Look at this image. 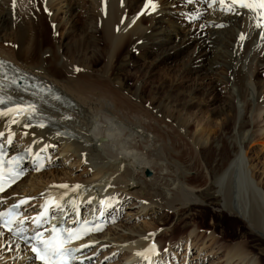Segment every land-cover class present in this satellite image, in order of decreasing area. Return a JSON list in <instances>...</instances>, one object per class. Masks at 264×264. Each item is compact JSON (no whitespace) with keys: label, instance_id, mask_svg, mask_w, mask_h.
<instances>
[{"label":"bare ground","instance_id":"bare-ground-1","mask_svg":"<svg viewBox=\"0 0 264 264\" xmlns=\"http://www.w3.org/2000/svg\"><path fill=\"white\" fill-rule=\"evenodd\" d=\"M49 1L15 0L13 6V0H0V63L9 68L12 75L25 72L38 78V82L59 90L75 103V107L55 105L56 113L42 109L51 116L42 115L35 109V114L56 121L55 124L50 123V127H38L28 120L6 116L0 122V134L3 138L5 136L7 143L9 140L13 143L14 137L17 140L13 147L9 143L11 156L21 144H31L36 150L59 148V153L54 156L64 154V162L69 161L72 165L85 160L87 169L100 179L79 183H72L71 180V184L66 180L59 182L61 179L54 175L55 184L47 185L48 182L44 181L47 186L43 184L41 188L36 187L38 189L32 186L36 189L34 196H25L20 184L16 185L0 197V214L21 200L32 198L35 200V204L31 205L34 217L40 216L43 213L42 204L51 200L65 205V214L75 215L79 212L82 219H86L104 201L101 204L110 207L105 212L109 224L115 225L119 222L118 211L112 210V207L118 208L122 202L121 210L132 197L135 202L133 206L139 205L141 212L148 209L152 213L156 210L155 213L162 214L154 221V226L150 224L158 229L162 223L165 224L173 208L191 202L194 204L181 210L195 206L194 215L202 219V227L218 232L225 243L235 238L245 240V244L227 251V264H255L246 249L252 243L251 238L238 221L229 216V212L245 218L246 222H243L246 228L249 226L264 233V172L259 174V165L252 163L247 166L246 163L251 147L248 143L255 134L251 130L252 125L264 110V103L258 102L264 84L260 76L264 72V17H257L249 9L238 6L232 12H224L221 9L227 5L216 3L209 16L200 18L203 13H199L197 8L211 10L208 6L212 0H181L184 1L181 10L180 5L170 0H153L155 10L150 7L145 9L146 0H124L125 4L122 0H91V3L71 0L61 8L54 7L55 3ZM176 5L178 10L172 11ZM46 8L49 10L47 14ZM53 10L54 15H50ZM83 12L87 17L84 18L85 31L79 33L72 45L67 46L65 41L76 32V25L83 20L79 19ZM77 14L79 20L74 24L73 17ZM179 14L189 18L198 17L200 23L188 25L178 22ZM62 20L69 26L65 38L61 37ZM258 22L262 25L259 28ZM98 26H101L100 35ZM205 26L210 27L205 29ZM201 27L204 28L202 31ZM51 29L56 30L55 34L51 33ZM242 35L243 40L240 39ZM159 36L163 44L161 39L156 41ZM169 43L172 46L166 47ZM7 44L9 48L5 49ZM127 45L130 48L128 55L131 47L136 52L151 54L154 48L150 46H156L155 50H161L156 56L160 63H169L189 47L194 50L187 64L183 65L185 74L181 76L179 72L180 82L168 87L167 80L163 79L160 84H150L148 102L141 105L145 83L136 85V91L131 93L125 89L126 77H114L110 81L102 79ZM73 46L84 49L83 53L90 56L71 53ZM104 49H108L107 54ZM144 60L148 61V57H144ZM100 61H108L103 70L90 71ZM223 66L229 71V78L223 81L229 93L222 107L214 108V112L210 110V114L211 117L223 116L224 120L218 125L213 118L208 119L206 130L193 133V116L189 118L186 109L197 106L201 96L206 102V91L203 92L202 86L185 90L183 83L187 81V73L207 77ZM77 68L80 71H76ZM164 75L171 77L165 72ZM130 78L133 79L134 75H130ZM221 82L220 79L210 86L211 94L216 93ZM6 93L16 95L10 90H0L3 97H7ZM27 101L25 103L30 105ZM145 103L149 108H154L155 115L148 114L149 109H144ZM198 113L201 114L199 110ZM158 115L170 122L162 121ZM14 119L16 122H13ZM163 124L165 129L161 127ZM54 125L68 130L69 136L53 130ZM207 131L209 133L204 135ZM258 144L264 148V142L258 141ZM247 145L248 150L244 152ZM201 165L207 172L206 176L202 174ZM26 169L30 170L32 166L28 165ZM147 169L156 171L157 175L150 179L144 177ZM192 170H197V176L189 174ZM46 174L44 171L35 176L31 174L30 181L33 183ZM60 185L68 187L62 188ZM77 185L79 188H76ZM212 207H223L226 211H214ZM208 217L212 221L210 224L207 223ZM120 225L116 227L122 230L110 227L107 237L93 236L88 243H95L99 239L105 241L108 236H114V248L126 250L125 262L154 264L165 259L158 252L165 243L166 235L152 237L153 233L146 235L148 233ZM187 227L185 223L180 231H186ZM0 234L3 237L1 230ZM7 241L8 245L20 247V242H15L10 236ZM152 245H155V253L149 256L150 260L135 255L145 252ZM85 255L82 252L80 259L90 264V258ZM27 257L33 260L28 250ZM106 260V264H113Z\"/></svg>","mask_w":264,"mask_h":264},{"label":"rangeland","instance_id":"rangeland-1","mask_svg":"<svg viewBox=\"0 0 264 264\" xmlns=\"http://www.w3.org/2000/svg\"><path fill=\"white\" fill-rule=\"evenodd\" d=\"M43 1L48 2V0H43ZM50 1L53 4L55 3V5H53L54 7L58 6L59 8H61V6H63V4H66V2L67 3L71 2V0H58V1L57 0H50ZM84 1L91 3V0H83L82 3H84ZM125 1L128 2L127 0H125ZM123 2H124V0H122V3ZM126 2H124L123 4H125ZM170 2H172V3L176 2V4L178 6L180 5V7H181L179 10L183 9V7H182L183 3L182 2H184V1L170 0ZM60 3L62 5H60ZM181 3H182V5H181ZM2 4H3V2H2ZM177 5L174 6V8H172V11L174 9L175 10L177 9V7H178ZM197 10H199V13H201V14L203 13L200 16V18H204V17L209 16L210 11H212V9L211 10H200V8H197ZM48 12H49V10H48V8H46L45 13L47 14ZM54 13L55 12L53 10L50 13V15H54ZM143 14H145V13H143ZM77 17H78V14L75 17H73L74 18V24L79 19L83 18V20L81 21V23L76 25V30H75L76 32H73L74 35H72L70 39H66L65 43L67 44V46H68V44L72 45V42L78 38L77 36L79 35V33H81V32L83 33L85 31L84 27H85L86 22H85L84 18L86 17V13H84V12L81 13V17L79 19ZM178 18H179L178 22L187 23L188 25H190V24L195 25V24L200 23V19L198 17H197V19H195L196 17L195 18H189V16H185L184 14H179ZM56 22H57V20H56ZM61 22L63 23L62 24L63 31H61V37L62 36L64 37V35L67 33L69 26H67L65 24V22H63V20ZM82 22H83V24H82ZM54 25H56V23H54ZM209 27H207V28H209ZM207 28L205 26V29H207ZM203 29L204 28L201 27L200 31H202ZM55 31H56L55 29H51V33L55 34ZM98 31H99V35H100L101 26H98ZM262 32H264V29L262 30ZM160 39H161V44H163V40H162L161 36H159L156 41H158ZM171 46H172V44H170V43L168 45H166V47H171ZM155 47L156 46H153V45L150 46V48H154V51H152L151 54H147V53H145V51L140 52V53L136 52L134 50V47H131L132 51L130 50L131 53H130V55H128L130 48L127 45L125 47V50H123V52L120 54L119 59L115 60L113 62V68L111 70H109V73L102 75L103 76L102 79L105 81H110V79L112 80V78H114V77H118V78H125L126 77L125 79L128 78V80L126 81L127 85L125 86V89L131 93H134L136 91V89H135L136 85H138V84L142 85L143 83H145L146 90L144 89V91L141 93L140 100L143 99L141 105L146 101L148 102L147 97H148L149 91H150L149 90L150 84H153V85L160 84L162 82V79L167 80V84H166L167 87L170 86L172 83L177 84L180 82L178 80L180 78V74H181V76H183V74H185V72L182 70L183 65L187 64V62L189 61L190 56L194 50L193 47H189V48L186 47L187 49L184 52H182L181 54L176 55V58L174 60H171L169 63H160L156 59V56L161 52V50H159V51L155 50ZM4 48L8 49L9 48L8 44L5 45ZM83 52H84V49H79V48H76L74 46L71 49V53H73V54L81 53L84 56H90V55L84 54ZM107 52H108V49H104V53L107 54ZM126 56H128V58ZM143 56L148 57V61H145ZM107 62L108 61H106L105 63L103 61H100L99 65L98 66L95 65L94 69H92L90 71L100 72L101 70H103V66L105 64H107ZM224 68H226V67L225 66H223V68L218 67V70H216L212 76H207V77L205 75L198 76L195 73H187V81H185V83H183L185 90H190V89L195 88V87L200 88L202 86L201 88H204L203 92L206 91L205 96H204V99L206 100V102H203L202 96H201L200 97L201 99L198 102L197 106H195V107L192 106V107L186 109V112L188 113L187 114L188 117L191 118V115L193 116L191 118V121H193V125H195L194 127H192L193 133L194 132L200 133L201 131L206 130L207 129L206 123H207L208 119L211 120L213 118V120H215L214 122L218 125H220L224 120L223 116L211 117V114H210L211 113L210 110H213L214 108L219 109L222 107V104L225 101V99L229 93V91L226 89L225 85L223 84V81L225 82L229 78V75H228L229 71L227 70V68L226 69H224ZM164 72L170 74L171 77H166L164 75ZM179 72H180V74H179ZM130 75H134V78L133 79L130 78ZM149 75H151V76L149 77ZM260 76H261V79H264V72L261 73ZM220 79L222 82H221V85L219 86V89L216 91V93L214 92L211 94V92L209 91L210 86L215 81H217V82L220 81ZM118 86H120V85H118ZM186 94L187 93H185L184 95L187 96ZM215 96H216V98H215ZM259 99L260 98H258V102L263 104L264 103V84H263V87L261 88V99L260 100L262 102L259 101ZM202 102L205 104H203ZM200 103H202V104H200ZM148 106H149L148 103H145L144 109L145 110L149 109L148 114L155 115L156 113H155L154 108H152V107L149 108ZM198 106H199V108H198ZM154 107H158V105H155ZM198 110L201 112V114L198 113ZM213 112H214V110H213ZM184 115H185V113H184ZM187 115H186V117H187ZM157 117L166 123L170 122L169 119H167L165 121V118L161 115H158ZM259 117H260V119H259ZM259 117L256 120L257 122L255 121V124L252 125L253 128L251 130L255 134L253 135V137L250 139V141L248 143V145L251 147H249L247 145V149L246 150L244 149V152L247 151L248 147H249V151H250L249 157L246 158L247 166L252 165V163H254L255 165H259V170H260L259 174H262V172H264V148H262V146L258 144V141L264 142V140H263L264 139V110L259 115ZM161 127L163 129H165V124H163ZM227 130H229V129H227ZM182 133H183V131H181L180 134H182ZM208 133L209 132L207 131L204 135H206ZM14 141L17 144V140L14 139ZM254 142H257V143H255V146L253 145ZM16 144H14V145H16ZM19 146L22 147L23 145L21 144ZM184 148H186V147H184ZM55 150L57 152H55ZM193 150H195V149L193 148ZM58 151H59V148H55V149L52 148V152L54 154L59 153ZM63 158H64V154H60V155L56 156L55 163L53 165H51L50 167H48L44 171V172H47L46 176L42 175V177L40 179L34 180L33 183H32V181H30L31 179L29 176L31 174H33L32 176H35L36 174L33 172L30 173L29 176H27L24 180H22L19 183L20 187H21L20 188L21 192L23 194H26L25 196H29V195L34 196L35 190L38 188H41L43 186V184L46 185L47 183H45V182H48L47 185H49V184L51 185V184L56 183L54 175L57 176L58 180L61 179V180H59V182L66 180L69 183H71V180L74 181V182L72 181V183H76V182L79 183V182H90V180L92 181L94 179H96V180L100 179L99 178L100 176H96L95 173H93V171H91L90 169H87L88 167L85 165L86 164L85 160H83L78 165L77 164L72 165L71 162H69V161L64 162ZM201 169H203L202 165H201ZM206 173L207 172L203 169L202 174L206 176ZM250 173H251V171H250ZM189 174L191 176H197V170H192L189 172ZM156 175H157L156 171L151 170V169H149V170L147 169L144 173V177H146L148 179L154 178ZM46 177H47V179H46ZM97 177H98V179H97ZM260 180L261 179H259L258 181H260ZM42 181H43V183H42ZM22 186L24 188H22ZM32 186L33 187L35 186V188L36 187H38V188L33 189ZM174 187L175 186H173V188ZM34 201L35 200L32 199V202L30 205H33ZM133 201H134V199H132V197H130L129 200H127V203L124 205V208L121 210H120V206L122 205V202L120 203L118 208L112 207V210L114 209V211L115 210H116V212L118 211V221L119 222H117V224H115V225H111L110 227L113 228V227H116V225L118 226L119 224H121L120 226L123 225L124 227L130 228V229L132 228V230H140L144 234L148 233L146 235H150L153 233L152 237H155L157 235H163V236L166 235V237L164 239L165 243L163 244V247L161 246V248H160L161 250H159V252H158V255L160 254L161 256H163L165 258L164 260H160V262H163V264H165V263L166 264H227V258H226L227 257L226 256L227 251L232 249L233 247L240 245V244H245V240H243L242 238H238V239L235 238L230 243H228V242L225 243V241L221 240L220 234H218V232H215V231L213 232L212 229H205L204 227H202V225L200 223V222H202V219H197L194 215L196 213L195 212V206H191V208L181 210V208H183L185 206L192 205L194 203H191V202L187 203L186 202L185 206H182V205L179 206L178 205L177 207H175V209L173 208L170 211L169 216L166 219L167 221L165 222V224L162 225L163 224L162 223L158 229H155V228L151 227V225L154 226L153 225L154 221H157L158 218L161 217L162 214H160L159 212L155 213L156 210H155V212L152 213L148 209L144 210L145 212L144 211L141 212V210L138 209L140 207L139 205H137L135 207L133 206V204H135V202H133ZM212 209L214 211H226V209L223 207H212ZM234 210L238 211L237 209H234ZM230 213L231 212H229V216H231L232 219L237 220L238 224L241 226L242 230H244L246 233H248L250 238H251L250 241H252V243H250L248 248L246 247L250 259L255 264H264V233H261L257 230H252V229H250L249 226H248V228H246V224L243 222V220L246 222L245 218H242V217L240 218V216H238L237 214L235 215L233 213H231V214ZM193 217H194V219H193ZM233 217H235V218H233ZM236 217H239L240 219H238ZM195 221H197V222H195ZM211 222H212L211 218L208 217L207 223L210 224ZM185 223L188 224L189 228L187 227L186 231H184V232H183V230L180 231V228L183 227L185 225ZM189 225H191V226H189ZM116 228L119 230H122V228H120V227L119 228L116 227ZM108 229L105 232H103L101 235H103V236L105 235L107 237ZM174 230H175V232L173 233ZM117 232H119V231H117ZM171 232L173 233L172 235L170 234ZM192 232H194V233L192 234ZM112 237L114 238V236H108V238L105 239V241H103V239H99L100 241L97 240L95 243H93L95 245L92 246V248L88 249V252L85 251L84 254L88 255V258H90V260H89V262L91 261L90 264H106V262H107L106 259L109 260V263L112 262L113 264H127V263H129V262H125L126 256H124V254L126 253V250L124 248H122L124 250H122V249L117 250L116 248H114V242L115 241L112 240ZM7 238L8 237H6V238H4V236L2 237L0 234V264H34L33 260L30 259L29 257H27V251L25 248L16 247L17 245H15V244H14L15 246L8 245ZM236 263H238V262H235L234 264H236ZM230 264H232V263H230Z\"/></svg>","mask_w":264,"mask_h":264},{"label":"snow or ice","instance_id":"snow-or-ice-1","mask_svg":"<svg viewBox=\"0 0 264 264\" xmlns=\"http://www.w3.org/2000/svg\"><path fill=\"white\" fill-rule=\"evenodd\" d=\"M216 3L220 5H227L226 8H222L221 10H226L232 12L235 10V6L239 8H247L257 17H264V0H215ZM13 6H15V0H13ZM151 8L155 10L156 4L153 0H146L145 9ZM262 25L258 22L257 27H261ZM241 40L244 39L242 35L240 37ZM76 71H80V69H76ZM5 103L3 99H0V104ZM16 115L24 114V118L31 119L32 114L35 112L34 106L20 107L14 110ZM9 113H2L0 115H8ZM13 122H16L14 119ZM9 143L11 141L9 140ZM42 169V165H38L36 170L40 171ZM23 172L21 170H10V174L8 176L7 181H5L4 175L0 172V192H4L6 190V186H11L12 183H15L16 180L23 176ZM59 187L67 188V185H60ZM79 188V185L76 186ZM28 201L26 199L21 200L19 204L13 205V208H19L21 204H25ZM101 203H105L101 201ZM49 205L53 207H60L58 203L55 201H50L46 203L45 209L47 211ZM12 215L11 211L9 213L0 214V221L2 224L0 226L5 227L8 231H14L12 228V224L14 222L13 219H5V217H10ZM23 223V221H21ZM100 230V229H96ZM18 234V233H17ZM82 235L80 233H75L72 231H68L67 237L61 236L59 233L53 236L50 240L42 239L40 234H37L33 239L36 241V244L31 246V251L35 254L36 258L42 262V264H68L67 258L72 255L74 250L67 249L65 247L66 244L71 243L73 240L82 239ZM79 251V249L75 250ZM145 252L155 253V245H152L149 249H146ZM145 252H137L135 255L141 257L145 260H150V257L145 255Z\"/></svg>","mask_w":264,"mask_h":264}]
</instances>
